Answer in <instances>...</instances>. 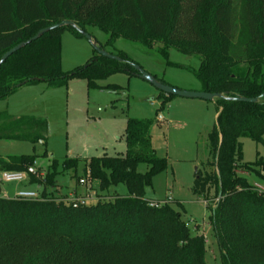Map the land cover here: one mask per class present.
Listing matches in <instances>:
<instances>
[{"label": "trees", "instance_id": "trees-1", "mask_svg": "<svg viewBox=\"0 0 264 264\" xmlns=\"http://www.w3.org/2000/svg\"><path fill=\"white\" fill-rule=\"evenodd\" d=\"M64 21L74 26L50 30L0 63V100L25 84L59 88L69 78H82L89 87L101 88L96 81L112 73L136 76L130 65L136 63L123 51L114 54L121 61L95 51L83 67L63 72L60 43L66 29L81 37L80 31L90 35L91 28L98 29L107 35L98 45L105 51L122 38L146 49L160 43L197 57L192 73L199 91L229 100L214 99L219 111L208 134L211 158L203 164L210 169L195 168L191 191L205 201L215 192L209 221L221 264H264V191L239 173L264 182V159L257 152L254 162H243L239 141L249 138L264 147V0H0V58L41 29ZM103 88L119 90L113 84ZM235 97L257 102L230 100ZM0 122L9 126L0 134L8 140L35 142L41 133L28 134L29 129L46 128L43 120L11 119L6 112H0ZM152 124L127 118L124 154L83 163V173L98 182L100 191L123 184L126 194L84 206L57 201L46 191L58 174L53 160L43 179L29 176L28 182L42 189L40 199L0 196V264H207L204 238L191 234L181 212L146 198L152 177L167 167L151 145ZM34 158L0 156V171H24ZM78 162L66 158L61 167L75 175ZM140 165L147 167L144 172Z\"/></svg>", "mask_w": 264, "mask_h": 264}, {"label": "rangeland", "instance_id": "rangeland-1", "mask_svg": "<svg viewBox=\"0 0 264 264\" xmlns=\"http://www.w3.org/2000/svg\"><path fill=\"white\" fill-rule=\"evenodd\" d=\"M92 41L104 44L107 35L96 28L89 30ZM61 69L69 73L83 67L96 54L91 43L84 37L76 36L66 29L61 34ZM106 52L114 55L123 51L126 56L147 73L163 80L166 85L180 90L199 91L200 85L192 73L198 66L193 55H184L174 49H166L160 43L144 48L136 42L118 38ZM168 63L183 66H169ZM188 68V69H187ZM264 76V66L262 67ZM101 88H91L82 78H69L63 87L53 88L45 82L25 84L4 100H0V112L11 118L29 117L45 121L46 128L31 127L29 133H41L42 139L35 142L0 138V156L3 158L29 155L34 156V168L39 180L51 172L50 164L57 161L55 186L46 191L55 200L71 197V190L79 195L93 194L95 200H109L118 194H126L125 185L118 184L106 191L99 190L97 181H92L82 171L83 163L91 157L124 154V130L127 118L149 119L153 121L150 138L156 156L167 161V167L154 175L151 187L146 190V198L169 203L182 214V219L192 235L204 238L205 260L207 264H221L212 226L209 221L211 208L216 202L215 192L210 191L208 200L192 194L195 168H204L211 158L208 134L215 124L219 111L216 100L169 96L147 81L125 72H115L96 81ZM117 85L119 90L104 89L107 85ZM161 115L162 120H157ZM3 122V121H2ZM0 122V134L9 126ZM243 162H254L256 153L264 159V147L249 138H240ZM66 158L77 159V172L63 170L61 163ZM145 165L138 170L144 172ZM259 170V167H253ZM248 182L264 191V182L254 174H242ZM79 179L87 184L78 188ZM29 181L26 180L27 183ZM31 188L41 195L37 185ZM19 184L0 185V196L6 193L13 198ZM81 192H80V191ZM78 192H80L78 194ZM95 200L88 201L89 204Z\"/></svg>", "mask_w": 264, "mask_h": 264}, {"label": "water", "instance_id": "water-1", "mask_svg": "<svg viewBox=\"0 0 264 264\" xmlns=\"http://www.w3.org/2000/svg\"><path fill=\"white\" fill-rule=\"evenodd\" d=\"M62 26H74V25L70 21H64L61 23L51 25V26L46 27L44 29H41L40 31H38L33 37H31L26 42L19 43L18 45L12 47L10 50L5 52L0 58V63H2L4 60H6L14 52H16L17 50L24 47L26 44L30 43L31 41L38 39L42 34L48 32L50 30L58 29ZM80 33L83 35L84 38H86L91 43L93 49H95V51L98 54H100L104 57H107L109 59L115 60V61H121V59L119 57L112 55V54L106 52L105 50L101 49L97 45L96 41H92V38L88 33L84 32V31H80ZM130 65L137 72L136 73L137 77L147 81L152 86H154L156 89H158L160 92H162L166 95L178 96V97H182V98L200 99V100H205V101H213L215 98H223V99L229 100V98L224 97L223 95H221L219 93H208V92H203V91H188V90L177 89L175 87L161 83L153 75L144 71L139 65L134 64V63H131ZM230 100L247 102V103L257 102L256 98H245V97H235L232 99L230 98ZM218 196H220V194Z\"/></svg>", "mask_w": 264, "mask_h": 264}, {"label": "built area", "instance_id": "built-area-1", "mask_svg": "<svg viewBox=\"0 0 264 264\" xmlns=\"http://www.w3.org/2000/svg\"><path fill=\"white\" fill-rule=\"evenodd\" d=\"M157 120H162L161 115H157ZM35 163V162H34ZM33 165H30L26 168L24 171H0V185L7 184V183H22L29 179V176H35L38 178V174L36 169ZM87 182L85 179H79V185L84 187L86 186ZM1 197L8 198L6 193H3ZM13 199H21V200H32V199H40V196L38 193L32 190L27 189H19L15 191ZM67 201L73 202L75 206H84L88 205V201L95 200V197L93 194L89 193L87 195H82L78 197H74V194L71 195ZM156 206V205H155Z\"/></svg>", "mask_w": 264, "mask_h": 264}, {"label": "crops", "instance_id": "crops-1", "mask_svg": "<svg viewBox=\"0 0 264 264\" xmlns=\"http://www.w3.org/2000/svg\"><path fill=\"white\" fill-rule=\"evenodd\" d=\"M17 118V117H16ZM255 185V184H254ZM33 186V184H31L30 182H22V183H19V188L20 189H27V190H32V191H34L33 190V188H31ZM35 186V185H34ZM38 187V186H37ZM78 188H83L82 186H78ZM80 191V190H79ZM81 192V191H80ZM80 192H78V194L80 193ZM76 193V191L74 190V189H72L71 190V194H75Z\"/></svg>", "mask_w": 264, "mask_h": 264}]
</instances>
